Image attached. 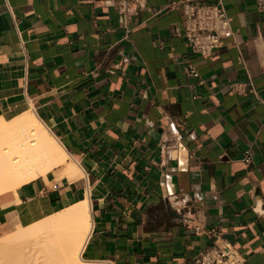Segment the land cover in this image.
I'll use <instances>...</instances> for the list:
<instances>
[{"label": "crops", "instance_id": "crops-1", "mask_svg": "<svg viewBox=\"0 0 264 264\" xmlns=\"http://www.w3.org/2000/svg\"><path fill=\"white\" fill-rule=\"evenodd\" d=\"M185 1L217 0H0V114L31 104L69 156L0 199V227L89 199L85 261L191 264L229 246L264 264V12L222 0L232 35L202 56ZM69 163L83 176H59Z\"/></svg>", "mask_w": 264, "mask_h": 264}, {"label": "bare ground", "instance_id": "bare-ground-1", "mask_svg": "<svg viewBox=\"0 0 264 264\" xmlns=\"http://www.w3.org/2000/svg\"><path fill=\"white\" fill-rule=\"evenodd\" d=\"M68 158L64 148L35 115L31 104L12 116L0 114V199L14 195L18 187L54 169H61ZM59 174L69 180L83 176L74 163H69ZM88 200L27 225L19 222L16 230L0 241V254L19 247L17 255L23 264H108L88 262L80 256L91 228Z\"/></svg>", "mask_w": 264, "mask_h": 264}, {"label": "built area", "instance_id": "built-area-1", "mask_svg": "<svg viewBox=\"0 0 264 264\" xmlns=\"http://www.w3.org/2000/svg\"><path fill=\"white\" fill-rule=\"evenodd\" d=\"M258 9L264 12V0H256ZM183 15V31L182 37L185 39L188 47L193 53L202 56L214 53L222 39L231 37L232 31L227 18L222 0L211 3L201 2H181L178 3ZM129 8L127 4H121L118 7L119 21L123 22ZM190 75L197 77L198 73L193 67H189ZM176 141L168 142L164 149L167 153L172 149H176ZM170 155V153H169ZM245 166L250 165L252 161L249 149L243 151L240 160ZM256 200L251 206L252 211L261 215L264 214V208L259 201L257 194L254 195ZM180 209L185 206L186 200L172 197L171 200ZM171 205V204H170ZM176 211H179L176 209ZM191 264H246L245 259L239 255L232 247L226 246L222 248L204 249L198 252L191 261Z\"/></svg>", "mask_w": 264, "mask_h": 264}, {"label": "rangeland", "instance_id": "rangeland-1", "mask_svg": "<svg viewBox=\"0 0 264 264\" xmlns=\"http://www.w3.org/2000/svg\"><path fill=\"white\" fill-rule=\"evenodd\" d=\"M16 228H17V223H14V222H11L8 226H1L0 227V241L3 240L8 235L12 234L16 230ZM13 248L15 249V252L13 251L14 250ZM13 248L11 249L9 253L0 254V264H23L20 259L21 257L17 255L19 254V251H20L19 247H13ZM22 258L26 259L27 257L24 256Z\"/></svg>", "mask_w": 264, "mask_h": 264}]
</instances>
